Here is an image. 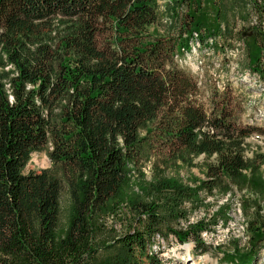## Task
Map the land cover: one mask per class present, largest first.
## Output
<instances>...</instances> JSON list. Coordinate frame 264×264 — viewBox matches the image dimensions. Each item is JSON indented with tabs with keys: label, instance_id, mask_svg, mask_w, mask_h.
Here are the masks:
<instances>
[{
	"label": "trees",
	"instance_id": "1",
	"mask_svg": "<svg viewBox=\"0 0 264 264\" xmlns=\"http://www.w3.org/2000/svg\"><path fill=\"white\" fill-rule=\"evenodd\" d=\"M175 1L193 8L183 40L150 31L157 0H0V264H162L154 243L171 234L204 254L202 233L229 221L231 205L185 229L178 223L209 207L216 191L264 195V159L245 155L246 138L264 127L241 119L231 92L206 109L197 77L174 62L195 32L228 31L224 4L215 0L208 17L203 0ZM250 2L264 10V0ZM251 38V67L264 72V41ZM45 148L62 175L25 170ZM152 155L215 160L206 178L187 183L148 178L142 163ZM63 180L70 218L59 229ZM110 217L129 218L128 226L106 231ZM258 229L255 243L264 239ZM239 257L238 264L253 260Z\"/></svg>",
	"mask_w": 264,
	"mask_h": 264
},
{
	"label": "rangeland",
	"instance_id": "2",
	"mask_svg": "<svg viewBox=\"0 0 264 264\" xmlns=\"http://www.w3.org/2000/svg\"><path fill=\"white\" fill-rule=\"evenodd\" d=\"M214 1L203 0L202 2L201 11L205 12L208 17L214 15L212 5ZM157 3L158 21L150 27V31L162 37L179 38L182 35V40L186 39L187 35L182 34V25L190 19L187 14L189 9L192 11L193 8L188 7L187 2L177 3L175 0H157ZM219 3L224 4L226 9L228 31L214 35L215 38L219 37L212 48L204 47L208 54L202 51L193 53L192 39H187L188 48L180 44L175 50L174 62L191 74H195L194 76H198L200 98L206 109H211L216 94L231 92L237 98V103L233 102L232 105L238 104V108L243 110L241 119L245 123L264 127V72L252 69L248 46V42L253 41L251 36L257 37L259 42L264 41V10L257 11L250 0H219ZM261 5H264V2H261ZM201 11L195 12L196 16ZM253 26L255 29H252ZM223 29L225 30L224 25ZM204 37L205 34L200 38L204 40ZM200 60L203 64L199 70ZM261 62L263 63L262 69H264V60ZM50 149L45 148L41 152H34L25 170L41 171L49 168L62 175L59 172L61 168L53 166L49 157ZM245 155L250 159L256 156L258 160L264 159V135L256 133L246 138ZM161 158L152 155L150 159L142 163V169L148 178L164 174L178 176L187 183L196 176L206 178L204 173L206 164L215 160V157L208 158L200 155L194 158L192 163L184 164L180 160L169 162ZM262 167L264 169V164ZM208 201L211 203L209 207L193 209L188 215V220H182L177 226L185 229L189 223L211 217L212 212L220 205L229 203L231 205L230 220H220L218 224L209 223V231L202 233V240L209 251L200 254L196 252V244L193 241L181 244L174 234L167 239L157 236L154 248L162 250L160 254L163 259L162 264H238L239 255L246 252L253 256L251 264H264V239L257 240L255 243L254 238V233L259 230L258 228L264 231V195L257 196L247 189L240 190L235 187L232 193L227 195L216 191L214 196L208 197ZM70 203L68 185L63 180L59 229L68 224ZM127 219L108 218L105 221L106 231L111 228L122 230L128 226Z\"/></svg>",
	"mask_w": 264,
	"mask_h": 264
},
{
	"label": "built area",
	"instance_id": "3",
	"mask_svg": "<svg viewBox=\"0 0 264 264\" xmlns=\"http://www.w3.org/2000/svg\"><path fill=\"white\" fill-rule=\"evenodd\" d=\"M215 40H217L215 37L213 36H206L205 35V38L204 40H202L200 38V33L199 32H195L194 33V37L192 38L191 40V45L193 46V50L192 52L193 53H197V52H200L202 51V53L204 54H208V51H205L204 47H208V48H212L213 44L215 43ZM176 57V56H175ZM179 62H181V60H178ZM203 64V61L200 60V64H199V67L198 69L200 70L201 69V65ZM208 70V69H207ZM209 71V70H208ZM196 74L198 75H202L201 73L199 72H195ZM264 89V88H263Z\"/></svg>",
	"mask_w": 264,
	"mask_h": 264
}]
</instances>
